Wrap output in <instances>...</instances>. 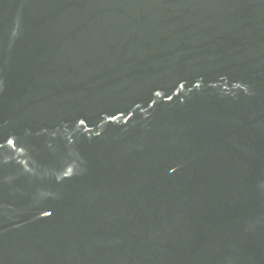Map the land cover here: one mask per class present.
Here are the masks:
<instances>
[{
  "label": "water",
  "instance_id": "1",
  "mask_svg": "<svg viewBox=\"0 0 264 264\" xmlns=\"http://www.w3.org/2000/svg\"><path fill=\"white\" fill-rule=\"evenodd\" d=\"M0 264H264V0H0Z\"/></svg>",
  "mask_w": 264,
  "mask_h": 264
}]
</instances>
